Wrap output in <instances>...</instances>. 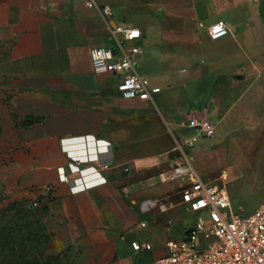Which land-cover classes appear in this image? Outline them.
Masks as SVG:
<instances>
[{
	"label": "crops",
	"instance_id": "1",
	"mask_svg": "<svg viewBox=\"0 0 264 264\" xmlns=\"http://www.w3.org/2000/svg\"><path fill=\"white\" fill-rule=\"evenodd\" d=\"M98 3L111 8L108 21L81 0H0V190L28 204L39 196L56 264H153L197 216L180 202L186 179L164 178L175 166L189 160L231 206L243 189L264 201V0ZM214 22L229 32L211 39ZM115 25L140 29L125 48H141L136 70L159 87L152 99L123 97L117 74L92 69L91 48L118 51ZM190 120L210 121L214 134L182 152L195 130L180 122ZM81 136L97 143L88 153L112 158L99 185L59 177L76 178L62 146ZM217 154L239 155L247 179L212 169Z\"/></svg>",
	"mask_w": 264,
	"mask_h": 264
},
{
	"label": "built area",
	"instance_id": "2",
	"mask_svg": "<svg viewBox=\"0 0 264 264\" xmlns=\"http://www.w3.org/2000/svg\"><path fill=\"white\" fill-rule=\"evenodd\" d=\"M87 7L100 8L102 17L108 21L111 8L100 6L99 0H81ZM229 27L223 22H214L208 26L207 33L211 39L226 35ZM112 37L117 41L118 51L110 47H93L90 49L92 69L97 73H114L118 75L117 88L126 98L141 96L152 99L159 87L151 86L147 78L136 70V56L141 48L133 44L128 49L125 43L141 36L138 27L115 25L110 28ZM180 126L195 130V134L179 144V149L193 148L198 137H212L213 124L208 120L181 121ZM72 142L70 138L63 140V150L71 160L70 173L76 178L69 179L64 169L59 175L62 181L86 187L99 185L106 181L103 171L112 166L111 157H99L98 152L88 153L89 145L96 142L90 137L81 136ZM78 145L80 153L72 149ZM187 155V154H185ZM165 179H186L179 187L180 202L197 214L193 224L181 240L166 242L167 254L157 258L153 264H264V201L247 216L235 213L226 190L217 184L207 182L192 172L188 162L175 166L164 176ZM28 206H39L36 196ZM145 206V204H144ZM135 250L143 245L132 241Z\"/></svg>",
	"mask_w": 264,
	"mask_h": 264
},
{
	"label": "rangeland",
	"instance_id": "3",
	"mask_svg": "<svg viewBox=\"0 0 264 264\" xmlns=\"http://www.w3.org/2000/svg\"><path fill=\"white\" fill-rule=\"evenodd\" d=\"M0 113V136L4 132ZM239 155L227 157L215 155L209 165L212 169L224 170L229 181H245L247 163ZM239 192V191H238ZM28 200L24 198L9 199L0 190V264H54L53 255L46 254L48 236L41 221L40 209L28 210ZM239 204L243 206L239 209ZM258 196L244 190L236 194L232 209L235 213L250 215L259 205Z\"/></svg>",
	"mask_w": 264,
	"mask_h": 264
},
{
	"label": "trees",
	"instance_id": "4",
	"mask_svg": "<svg viewBox=\"0 0 264 264\" xmlns=\"http://www.w3.org/2000/svg\"><path fill=\"white\" fill-rule=\"evenodd\" d=\"M28 210H32V208H30V207L28 206ZM53 258H54V264H56V257L53 256ZM6 264H16V263H6Z\"/></svg>",
	"mask_w": 264,
	"mask_h": 264
}]
</instances>
